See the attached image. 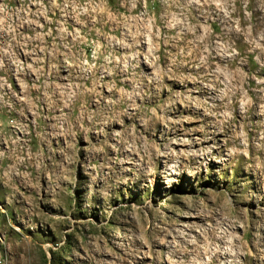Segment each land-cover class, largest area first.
I'll return each mask as SVG.
<instances>
[{
	"label": "rangeland",
	"instance_id": "rangeland-1",
	"mask_svg": "<svg viewBox=\"0 0 264 264\" xmlns=\"http://www.w3.org/2000/svg\"><path fill=\"white\" fill-rule=\"evenodd\" d=\"M0 264H264V0H0Z\"/></svg>",
	"mask_w": 264,
	"mask_h": 264
}]
</instances>
